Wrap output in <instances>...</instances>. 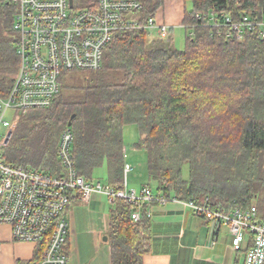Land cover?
I'll return each mask as SVG.
<instances>
[{"label":"trees","instance_id":"trees-1","mask_svg":"<svg viewBox=\"0 0 264 264\" xmlns=\"http://www.w3.org/2000/svg\"><path fill=\"white\" fill-rule=\"evenodd\" d=\"M96 1L73 3L93 9ZM136 1L143 5L141 23L163 4ZM186 1L192 10L184 12L181 26L194 27L192 36L183 28V49L149 42L143 30L116 34L104 50L101 69L90 72L87 83L77 88L79 79L72 76L83 73H65L61 93L47 109L21 114L27 134L46 129L49 147L41 142L38 149L50 153L44 172L56 176L54 137L62 135L73 115L69 129L79 175L90 182L93 171L104 167L107 185L117 190L123 180V129L134 126L139 138L133 148L146 154L156 196L224 212L255 205L264 222V38L254 32L241 40L225 38L193 20L208 12L264 17V0ZM13 15L10 0H0V97L10 91L19 67ZM65 89L72 93L63 96ZM13 142L3 158L25 167L21 147ZM135 210L122 199L109 209L110 264H141L148 253L147 207L141 208L139 222L131 219Z\"/></svg>","mask_w":264,"mask_h":264},{"label":"built area","instance_id":"built-area-1","mask_svg":"<svg viewBox=\"0 0 264 264\" xmlns=\"http://www.w3.org/2000/svg\"><path fill=\"white\" fill-rule=\"evenodd\" d=\"M13 7L12 31L16 35L17 74L5 97H0V150L12 137L15 124L5 120L9 111L21 115L28 111L47 109L61 93L65 73H95L101 69L105 48L115 35L143 30L150 40L167 43L173 29L158 24L154 17L140 21L143 5L136 0H97L96 7L78 9L69 0H10ZM194 22L216 30L218 35L236 40L247 33L264 38V17L228 14H196ZM200 24V23H199ZM191 29L194 25L181 26ZM73 135L69 128L60 135L55 176L6 163L0 154V225L10 228L13 242L33 246V257L17 264H72L68 251L70 234L66 213L73 197L88 201L92 195H103L112 205L122 199L136 206L130 215L139 222L141 208L151 204L178 202L155 195L144 186L139 192L129 189L127 175L133 167L122 150L123 180L120 189L86 181L80 176L72 155ZM1 152V151H0ZM183 202V201H182ZM181 202V203H182ZM187 204L208 222L225 224L231 234V247L238 251L245 234L251 237L243 264H264V222H260L255 205L250 208L215 210L206 204ZM146 216L150 213L146 210Z\"/></svg>","mask_w":264,"mask_h":264},{"label":"crops","instance_id":"crops-1","mask_svg":"<svg viewBox=\"0 0 264 264\" xmlns=\"http://www.w3.org/2000/svg\"><path fill=\"white\" fill-rule=\"evenodd\" d=\"M178 1L163 0L154 14L158 24L166 25L173 31L176 26L181 27L185 10H179ZM172 33L167 42L169 46L172 45ZM149 42L158 41L149 38ZM147 184L141 185V188ZM73 198L66 213L71 263L110 264V249L103 238L109 231L108 212L112 205L99 194L92 195L85 202ZM147 210L150 213L148 253L143 256L141 264H243L246 251L251 246L249 234H245L240 249L233 251L232 237L225 224L205 221L183 202L151 204ZM0 245L10 249L8 264L27 262L33 257L32 245L16 244L11 240L9 226L0 225Z\"/></svg>","mask_w":264,"mask_h":264},{"label":"rangeland","instance_id":"rangeland-1","mask_svg":"<svg viewBox=\"0 0 264 264\" xmlns=\"http://www.w3.org/2000/svg\"><path fill=\"white\" fill-rule=\"evenodd\" d=\"M178 5H180V11L184 8L186 12H190L192 10L191 2L186 1L182 2L181 0L178 1ZM184 29L182 27H175L171 39H172V45L170 48L181 50L184 47ZM163 44V42H162ZM167 44V43H165ZM78 73V72H77ZM89 73H83L73 75L72 77L74 81H77L79 79V85L75 84V86L78 88L80 85H84L89 81ZM65 79V78H64ZM67 80V78H66ZM65 80V81H66ZM75 83V82H71ZM69 93H72V91H69L68 89L62 91L63 96H67ZM25 115V114H24ZM5 120H8L9 122H13L15 124V128L12 134L13 143L17 145L19 148L18 153H21L24 155V159L26 166L25 168L32 169V170H39V171H45L47 168L45 167L51 160L52 157L50 156V153L41 154L42 152L40 149H38V145L41 142L47 143V136L48 133H46L44 130H40L37 133H29L27 134L26 130V124L24 123L25 118L21 115H14L12 111H9L6 116ZM6 132V128L0 127V137L4 135ZM123 149L125 150L127 154V162L133 167V171L127 175V185L129 189L136 190V192H139L141 189V185L147 184L149 181L150 189L153 194L156 193V184L153 181H150L147 176V165H146V154L143 150H135L133 148L134 143L137 142L139 138V133L134 126H126L123 129ZM58 138V137H57ZM56 136L54 137V140L56 139L57 143L59 142V138L57 139ZM50 142V141H48ZM54 144H56L54 141L51 143V146L54 147ZM58 146V144H57ZM49 147V145H48ZM0 154L4 156L5 148L0 150ZM186 171V168L185 170ZM133 177H137L136 180L133 179ZM92 182L94 184L99 183L103 186L107 185L106 180V170L104 167H101L100 169H96L92 173ZM133 182H136V184L132 185ZM133 186V188H132ZM11 255L10 249L5 248L4 246L0 245V264H8V256ZM19 263V262H18ZM17 264V261H16Z\"/></svg>","mask_w":264,"mask_h":264},{"label":"water","instance_id":"water-1","mask_svg":"<svg viewBox=\"0 0 264 264\" xmlns=\"http://www.w3.org/2000/svg\"><path fill=\"white\" fill-rule=\"evenodd\" d=\"M72 2H73V0H69L70 5H72ZM73 118H74V116L72 115L71 118H70V121H69V123H68V128L71 126V120H72ZM103 240L106 241V240H107V237H104Z\"/></svg>","mask_w":264,"mask_h":264},{"label":"bare ground","instance_id":"bare-ground-1","mask_svg":"<svg viewBox=\"0 0 264 264\" xmlns=\"http://www.w3.org/2000/svg\"><path fill=\"white\" fill-rule=\"evenodd\" d=\"M199 23V22H198ZM65 75V74H64Z\"/></svg>","mask_w":264,"mask_h":264}]
</instances>
